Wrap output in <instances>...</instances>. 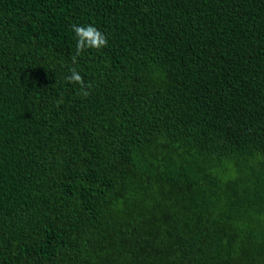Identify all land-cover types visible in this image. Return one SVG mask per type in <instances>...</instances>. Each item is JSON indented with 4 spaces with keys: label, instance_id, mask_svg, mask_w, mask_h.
<instances>
[{
    "label": "trees",
    "instance_id": "1",
    "mask_svg": "<svg viewBox=\"0 0 264 264\" xmlns=\"http://www.w3.org/2000/svg\"><path fill=\"white\" fill-rule=\"evenodd\" d=\"M0 264H264V0H0Z\"/></svg>",
    "mask_w": 264,
    "mask_h": 264
},
{
    "label": "clouds",
    "instance_id": "2",
    "mask_svg": "<svg viewBox=\"0 0 264 264\" xmlns=\"http://www.w3.org/2000/svg\"><path fill=\"white\" fill-rule=\"evenodd\" d=\"M75 35V54L72 63H77V58L89 49L100 50L108 46V39L98 28L92 24L71 26ZM69 75L65 77L68 84L77 86V93L85 98L91 94L92 85L85 82L83 76L75 67L69 69ZM58 101L57 103H61Z\"/></svg>",
    "mask_w": 264,
    "mask_h": 264
}]
</instances>
